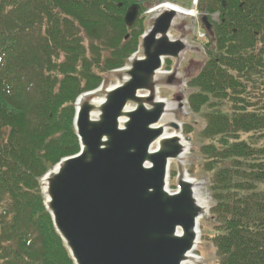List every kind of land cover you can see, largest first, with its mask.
I'll use <instances>...</instances> for the list:
<instances>
[{"label":"trees","instance_id":"16d2710c","mask_svg":"<svg viewBox=\"0 0 264 264\" xmlns=\"http://www.w3.org/2000/svg\"><path fill=\"white\" fill-rule=\"evenodd\" d=\"M132 3L0 0V264H72L38 179L78 152L77 96L135 52L141 23L123 22ZM197 10L217 14L209 59L188 99L210 140L201 154L215 203L213 243L219 264H264V100L253 103L264 90V0H198ZM227 102L232 111L222 110Z\"/></svg>","mask_w":264,"mask_h":264},{"label":"water","instance_id":"95a60500","mask_svg":"<svg viewBox=\"0 0 264 264\" xmlns=\"http://www.w3.org/2000/svg\"><path fill=\"white\" fill-rule=\"evenodd\" d=\"M138 14V5L128 8L126 27ZM189 17L171 7L151 12L138 52L112 72L115 84L74 104L79 153L39 180L43 207L72 264H203L195 251L210 208L203 184L185 167L190 147L182 126L171 119L183 112V100L180 94L174 106L160 96L185 83L179 67L191 47L171 33ZM200 21L210 31L208 18ZM165 60L173 61L170 72Z\"/></svg>","mask_w":264,"mask_h":264},{"label":"rangeland","instance_id":"374dc122","mask_svg":"<svg viewBox=\"0 0 264 264\" xmlns=\"http://www.w3.org/2000/svg\"><path fill=\"white\" fill-rule=\"evenodd\" d=\"M162 3H170L183 9L192 10L195 12V14L198 13V0H156L152 5H144V7L141 6L144 11H141L138 17V21H140L141 23L142 31L145 30L147 22L150 19L149 11L155 9L159 6V4ZM198 16L199 13L195 17H189L175 22L174 30L171 33L172 38L176 39L182 37L185 39L189 47H191V49L186 51L187 53L184 54L182 63L179 67V74L185 78V83L181 88H179V90L161 89L160 96L161 98L166 99L174 106H176V97L181 94L180 96L183 100L181 102L183 112L180 113L181 115L171 116V119L180 122V125L182 126L181 133L190 147L189 153L185 159V167L190 178L195 179L203 184V189L201 188V190L203 194L205 192L204 196H206L208 206L210 208L209 213L207 214L204 221L199 224V241L197 250L195 251V255L202 260L203 264H219L220 259L217 256L216 248L213 243V240L218 233V227L211 215L213 201L207 191V181H209L210 179V173L204 171V160L201 154V149L205 147V145H207L210 140L205 139L203 136V132L206 128L205 119L200 114H192L189 110L187 101V97L192 90L191 88H193L190 86V82L192 81L191 78L196 76L199 71L202 70L201 68L204 67L203 65L206 64L209 59V55L205 45L210 43V37L200 26ZM211 19L212 21H216L217 16L213 15ZM141 35L139 36V38L141 37ZM139 38L137 40V46L139 43ZM89 44V42H86V44H84V46L86 45L85 48L88 47ZM88 50L89 49H87L86 56L91 57ZM137 52L138 49L136 48L135 53L133 54H136ZM172 66L173 61L165 60L163 71L170 72ZM97 72H99V70H97ZM100 75L102 77V87L106 88L115 84L111 71H107ZM190 79L191 81H189ZM193 89L196 90L195 88ZM263 91V88L259 89L257 93L258 96L254 100L255 102H253L256 103L254 109H256L257 106L258 108L261 107L260 102L264 99H262L260 96L261 94H264ZM221 108L223 111H232V104L227 102V104L225 106H221ZM249 137L250 135H243L241 138L248 141ZM261 143L263 142L260 141L258 145H262ZM171 169L172 170L170 172L169 178V181L171 183L170 190L174 191L173 181L176 174L174 166Z\"/></svg>","mask_w":264,"mask_h":264},{"label":"bare ground","instance_id":"6f19581e","mask_svg":"<svg viewBox=\"0 0 264 264\" xmlns=\"http://www.w3.org/2000/svg\"><path fill=\"white\" fill-rule=\"evenodd\" d=\"M168 7H171V8H173V9H176V10H179V11H182L183 13H186V16H194V12L193 11H186L185 12V10L183 11V10H181V9H179L178 7H176V6H169L167 3H164V5L162 4L161 6H159L157 9H155V10H158V9H162V8H168ZM154 11V10H153Z\"/></svg>","mask_w":264,"mask_h":264}]
</instances>
